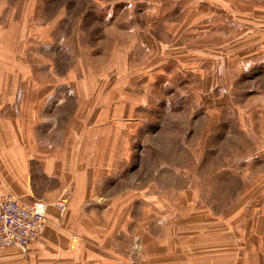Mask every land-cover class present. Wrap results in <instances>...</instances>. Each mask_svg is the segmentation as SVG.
Wrapping results in <instances>:
<instances>
[{"label":"rangeland","instance_id":"374dc122","mask_svg":"<svg viewBox=\"0 0 264 264\" xmlns=\"http://www.w3.org/2000/svg\"><path fill=\"white\" fill-rule=\"evenodd\" d=\"M10 28L7 85L50 90V123L83 139L118 264H264V0H0Z\"/></svg>","mask_w":264,"mask_h":264},{"label":"crops","instance_id":"0c3cea01","mask_svg":"<svg viewBox=\"0 0 264 264\" xmlns=\"http://www.w3.org/2000/svg\"><path fill=\"white\" fill-rule=\"evenodd\" d=\"M13 35L12 28L0 31V196L25 205L44 203L46 224L25 251L0 248V264H118L110 254V237L98 234L95 212L101 209L109 217L110 195L99 202L95 176L82 166L84 151L76 154V145L83 146V139L68 140L60 125L50 123V90L27 86L20 92L16 84L7 85L22 78L3 72V44H13ZM87 130L94 135L93 127ZM101 141L91 137L88 144L106 147L109 154L110 138ZM60 200H65L63 211L57 207ZM177 254L172 264H237V258H253L255 253L223 246Z\"/></svg>","mask_w":264,"mask_h":264},{"label":"built area","instance_id":"2783aa9c","mask_svg":"<svg viewBox=\"0 0 264 264\" xmlns=\"http://www.w3.org/2000/svg\"><path fill=\"white\" fill-rule=\"evenodd\" d=\"M63 211L65 200L57 202ZM46 224V205L40 201L25 205L11 196H0V248L25 251L36 241Z\"/></svg>","mask_w":264,"mask_h":264}]
</instances>
